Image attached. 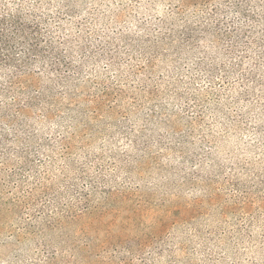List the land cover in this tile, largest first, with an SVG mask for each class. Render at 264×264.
I'll list each match as a JSON object with an SVG mask.
<instances>
[{
    "label": "rangeland",
    "instance_id": "374dc122",
    "mask_svg": "<svg viewBox=\"0 0 264 264\" xmlns=\"http://www.w3.org/2000/svg\"><path fill=\"white\" fill-rule=\"evenodd\" d=\"M24 11L63 66L0 68V264H264V0Z\"/></svg>",
    "mask_w": 264,
    "mask_h": 264
},
{
    "label": "trees",
    "instance_id": "16d2710c",
    "mask_svg": "<svg viewBox=\"0 0 264 264\" xmlns=\"http://www.w3.org/2000/svg\"><path fill=\"white\" fill-rule=\"evenodd\" d=\"M0 0V68L12 66L18 70H29L31 65L38 59L46 60L54 53L51 67L58 71L63 66V55L54 50V47L44 44V35L40 22L36 17L24 11L25 0ZM192 3L198 0H186ZM71 62H65L70 67ZM36 84L32 76L27 87ZM19 110L26 111L25 107L18 102ZM3 118V117H2ZM0 117V121L2 119Z\"/></svg>",
    "mask_w": 264,
    "mask_h": 264
}]
</instances>
